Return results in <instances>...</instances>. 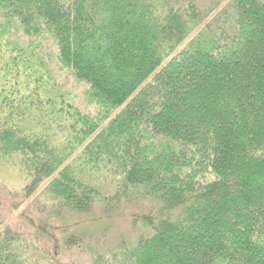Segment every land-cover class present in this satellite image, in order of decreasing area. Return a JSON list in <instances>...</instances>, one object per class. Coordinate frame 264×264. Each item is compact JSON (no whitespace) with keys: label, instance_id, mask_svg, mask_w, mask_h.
Returning a JSON list of instances; mask_svg holds the SVG:
<instances>
[{"label":"trees","instance_id":"trees-1","mask_svg":"<svg viewBox=\"0 0 264 264\" xmlns=\"http://www.w3.org/2000/svg\"><path fill=\"white\" fill-rule=\"evenodd\" d=\"M0 162L31 211L0 264H64L83 217L130 224L93 264H264V0H0Z\"/></svg>","mask_w":264,"mask_h":264},{"label":"rangeland","instance_id":"rangeland-1","mask_svg":"<svg viewBox=\"0 0 264 264\" xmlns=\"http://www.w3.org/2000/svg\"><path fill=\"white\" fill-rule=\"evenodd\" d=\"M201 5L208 4L211 0H198ZM43 49L42 54L45 56L46 63L49 65L51 71L54 73L58 83L60 84L62 90L67 94L70 101H72L76 106L80 107L82 110L96 115L98 112V107L96 104L90 103L86 96V85L76 81L73 77L70 70L63 68L58 60H57V52L56 48L51 39L43 41L41 44ZM26 183V179L23 176L20 169L17 167H10L4 163L0 162V204L3 209L4 215L7 217L8 222L15 223L16 226L21 227V229L25 230L27 223L22 216V212L29 213L30 208L29 204L22 205L20 192ZM41 192V190H40ZM39 192V193H40ZM38 195V194H37ZM36 195V196H37ZM34 196L29 202L32 204L35 200ZM18 206L20 207L19 211L17 210V214L13 212L12 207ZM138 207H130L127 208L126 213L134 214L141 209H145L148 206L145 203H140L136 205ZM24 213V214H25ZM33 214L35 212H32ZM21 216H20V215ZM99 217V216H97ZM100 219V218H96ZM86 218H76L71 219L65 225L62 230L64 232V236H70L72 233L77 231H82V233L88 232H100L103 227H105L104 234L95 235L93 239L92 237H87L83 240V243L79 247L67 248L63 254L64 264H93V259L91 255V248L94 247L95 253L100 252L101 250H97V248L104 247L112 248L116 244L120 242L122 237L128 236L130 234L129 228L130 224H127V220L122 218H114V219H106L102 218V220L96 222L97 224H91V221ZM57 220L53 222L56 223ZM53 223V224H54ZM77 224V225H76ZM76 225V226H75ZM101 228V229H100ZM81 229V230H79ZM79 230V231H78ZM103 236V237H102ZM102 264H114L109 261H104Z\"/></svg>","mask_w":264,"mask_h":264}]
</instances>
